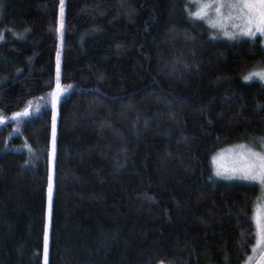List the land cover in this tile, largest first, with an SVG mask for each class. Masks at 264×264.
Segmentation results:
<instances>
[{
	"label": "trees",
	"instance_id": "1",
	"mask_svg": "<svg viewBox=\"0 0 264 264\" xmlns=\"http://www.w3.org/2000/svg\"><path fill=\"white\" fill-rule=\"evenodd\" d=\"M60 3L0 0V264H45L46 229L47 264H244L258 189L211 159L264 141L259 39L189 0H64L59 48Z\"/></svg>",
	"mask_w": 264,
	"mask_h": 264
},
{
	"label": "snow or ice",
	"instance_id": "2",
	"mask_svg": "<svg viewBox=\"0 0 264 264\" xmlns=\"http://www.w3.org/2000/svg\"><path fill=\"white\" fill-rule=\"evenodd\" d=\"M215 13V18L212 19V13ZM195 19H208L210 20V26L220 29L224 36L229 39H235L237 35L247 36L253 40L257 37V34L264 36V0H201L198 10L190 13ZM63 0H61V30L63 28ZM239 21L240 23H235ZM229 27L233 29H239L238 32H230ZM2 38V33H0ZM60 61L59 52L57 53V88L52 93V105H53V144L52 152L50 154L51 159L55 156V143H56V114L55 107L58 98L61 94L60 88ZM258 78L264 80V70L254 71L244 77L245 81ZM29 115L26 108L23 112L14 114V119L21 116ZM3 119L0 118V123ZM264 145V141H261ZM238 152V158L233 162V165L228 168L220 164V160L223 159L221 154L219 157L213 158V164L217 165L215 175L222 176L226 179H239L245 181H257L264 186V152H256L246 145H239L236 148ZM53 193V176L51 166L49 168L48 176V199L49 208L51 209ZM256 226L258 230L259 246V261L258 264H264V210H261L256 217ZM257 251L256 248L253 249ZM48 254V235L47 229L45 230V264H47ZM254 258L249 257V262Z\"/></svg>",
	"mask_w": 264,
	"mask_h": 264
},
{
	"label": "rangeland",
	"instance_id": "3",
	"mask_svg": "<svg viewBox=\"0 0 264 264\" xmlns=\"http://www.w3.org/2000/svg\"><path fill=\"white\" fill-rule=\"evenodd\" d=\"M64 2V0H63ZM201 2V0H189V5L192 8L193 12H196L198 10L199 7V3ZM192 12V13H193ZM64 18V4H63V17ZM212 19L215 18V13H212ZM198 21L202 22L207 28H209L210 30H212L213 32H215L218 36H221L223 38L229 39L226 36H224L223 32L218 29V28H213L210 26V20L208 19H204V20H200L197 19ZM235 23H240L239 21H235ZM230 32L232 31H236L238 32L239 29H233L231 27H229L228 29ZM58 34L60 36V40L58 43V47L61 48V37L63 34V28L61 30V3L59 6V10H58ZM239 39H247V40H253L250 37L247 36H242V35H237V37L235 39H229V40H239ZM255 39H259L261 46L264 49V36H261L259 34H257V37ZM254 39V40H255ZM59 61H60V52H59ZM260 70H264V68L262 67H257L254 70H252L251 72L254 71H260ZM250 72V73H251ZM56 77H57V70H56ZM252 81H258L260 82L263 86H264V80H260L258 78H253ZM55 114H56V127H57V110L55 108ZM52 132H53V112H52V121H51V137H50V147H51V151L50 154L52 152V144H53V136H52ZM249 146L253 149V151L256 152H264V145L261 144L260 140H257L255 143H251L250 145H246ZM237 146L234 147H229L223 150L218 151L215 156L212 157L211 159V164H212V169H213V173L214 176L220 180L223 181H228V182H244V183H248L251 185H255L258 189V199L256 200L254 209H253V214H252V222H253V226H254V235H255V239H254V246L251 250L250 255L247 257L246 261L244 264H258L259 261V246L257 244L258 241V230H257V226H256V217L257 214L259 212H261V210H264V186H262L261 184H259V182L257 181H245V180H239V179H226L222 176H216L215 175V171H216V167L217 165L213 164V158L214 157H219L221 154L223 155V159L220 160V164H222L224 167H228L230 168L233 165V162L238 158V152L236 151ZM51 166L52 169V176H53V158L51 159V165H50V156H49V168ZM48 176H49V172H48ZM46 196H47V210H48V214H49V199H48V187H47V192H46ZM48 214H47V218H48ZM256 248L257 251L254 252L253 249ZM249 257H253L254 259L249 262Z\"/></svg>",
	"mask_w": 264,
	"mask_h": 264
}]
</instances>
